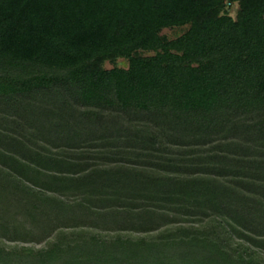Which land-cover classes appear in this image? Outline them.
I'll return each instance as SVG.
<instances>
[{
	"label": "trees",
	"instance_id": "obj_1",
	"mask_svg": "<svg viewBox=\"0 0 264 264\" xmlns=\"http://www.w3.org/2000/svg\"><path fill=\"white\" fill-rule=\"evenodd\" d=\"M0 234L47 239L0 264H264V0H0Z\"/></svg>",
	"mask_w": 264,
	"mask_h": 264
},
{
	"label": "rangeland",
	"instance_id": "obj_2",
	"mask_svg": "<svg viewBox=\"0 0 264 264\" xmlns=\"http://www.w3.org/2000/svg\"><path fill=\"white\" fill-rule=\"evenodd\" d=\"M235 7H236V5L232 6V15H235V11H234L235 10ZM164 32L167 33L170 36H174L176 34L175 31L170 30V29H166ZM120 64H124V62L122 60H120ZM106 66L107 67H112L113 65L111 63H107ZM31 121H33L32 124L34 126H37V127H44V126H47L48 125V123L46 121H43L42 122V121L37 120V119H35V122H34V119H31ZM31 121L24 122L25 123L24 126L25 127H29V126L31 127V125H32L31 124ZM9 124L12 125V124H15V123H9ZM27 130L32 131L34 129L33 128H28ZM0 244L6 245L7 247H14V246L22 247V246H27V247H34L35 249H39V248L45 247L47 245V239H43L40 242H36V241L25 242L23 240H10L6 236H3V235L0 234Z\"/></svg>",
	"mask_w": 264,
	"mask_h": 264
}]
</instances>
